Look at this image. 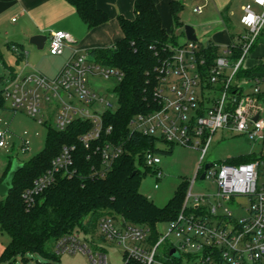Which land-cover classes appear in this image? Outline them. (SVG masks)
Returning a JSON list of instances; mask_svg holds the SVG:
<instances>
[{
	"label": "built area",
	"instance_id": "obj_1",
	"mask_svg": "<svg viewBox=\"0 0 264 264\" xmlns=\"http://www.w3.org/2000/svg\"><path fill=\"white\" fill-rule=\"evenodd\" d=\"M252 1L242 8L240 22L244 30L237 34L238 40L228 45L214 62L208 63L199 40L186 39L170 44L171 55L157 67L156 106L148 113L138 114L130 123L131 129L168 144L196 148L201 152L200 162L177 217L168 221L164 234L157 226L156 241L145 227L127 225L110 216L99 220L101 236L125 246L123 264H264V153L252 154L254 158L248 162L206 161L218 130L247 134L262 143L264 152V74L256 73L248 78L254 81V88L247 95L237 77L247 68V58L264 30V4ZM253 5L260 9L257 11ZM203 9L204 5H198L194 12L202 13ZM249 13L257 17L251 26L243 22ZM234 46L241 48L236 60L231 58ZM67 48L72 49V56L55 77L23 69L5 70L0 73V89L10 108H24L39 123L47 122L45 110L54 103L55 129L59 131L66 130L76 120L91 121L92 128L81 135L80 141L88 149L96 145L104 166L97 174L104 175L123 148L103 139L112 131L111 126H105L103 116L112 104L108 103L102 112L97 111V102L103 103L104 99L89 87L88 77L93 74L114 78L119 83L124 74L119 68L94 61L88 52H80L70 32H52L49 53L61 55ZM8 144L9 136L0 130V148H8ZM30 144L28 139L24 140L21 151H30ZM75 150V145H65L51 167L26 190L24 199L28 207L35 204L37 196L58 175L70 178L76 173ZM144 162L147 168H155L158 179L162 177V171L156 168L161 163L158 152L148 149ZM203 174L204 179L211 178L217 184L214 193H193L195 180ZM241 197L248 198V206L241 204ZM232 206L243 208L244 215L236 217ZM80 234L73 232L62 237L56 244V253L81 251L88 255L90 264H108L106 253L102 249L94 251L87 237L82 240Z\"/></svg>",
	"mask_w": 264,
	"mask_h": 264
},
{
	"label": "trees",
	"instance_id": "obj_2",
	"mask_svg": "<svg viewBox=\"0 0 264 264\" xmlns=\"http://www.w3.org/2000/svg\"><path fill=\"white\" fill-rule=\"evenodd\" d=\"M67 1L76 8L88 29L109 21V15L97 6L96 0ZM182 8L180 2H171L177 28L185 35L184 25L180 21ZM118 21L123 37L111 47L93 48L87 52L94 61L119 68L124 74L114 88L118 95V108L108 109L103 114L105 126L112 127L111 133L103 139L121 146L123 153L113 161L104 175L97 174L104 166L96 145L88 149L80 141L81 135L90 130L93 123L76 120L64 131L50 126L46 148L28 162L22 163L23 167L14 179L13 189L0 201V229L11 238L0 255V262L12 264L17 256L25 258L27 253H39L55 262L60 255L56 253L55 247L62 237L83 232L94 238L98 222L103 216H110L127 225L145 227L150 238L156 241L158 224L175 219L181 209L189 181L183 183L165 207L158 206L140 189L142 173L152 170L145 166L144 153L148 149L172 153L174 144L134 131L130 125L138 114L148 113L156 106L154 92L159 83L157 67L171 55L170 44L176 45L178 38L164 28L154 0H135L134 19L119 16ZM6 47L14 55L16 64L25 60L27 52L21 43H7ZM202 50L206 53L208 63L221 55L219 46L213 42L202 44ZM231 50V58L236 60L241 48L234 46ZM0 62L6 70H17L6 61L1 48ZM256 73H264V63L242 69L237 77L250 78ZM6 104L0 89V108L6 107ZM160 143L165 147L159 148ZM65 145L76 146V173L70 178L58 175L53 184L37 196L35 204L28 207L24 193L51 167L52 161ZM253 158L254 155L247 154L232 161L248 162ZM142 168H145V172Z\"/></svg>",
	"mask_w": 264,
	"mask_h": 264
},
{
	"label": "rangeland",
	"instance_id": "obj_3",
	"mask_svg": "<svg viewBox=\"0 0 264 264\" xmlns=\"http://www.w3.org/2000/svg\"><path fill=\"white\" fill-rule=\"evenodd\" d=\"M242 3L243 0H233L231 6L233 11V14H231L232 28L228 26L223 27L220 22L208 28L202 23L199 24L200 15L189 9L188 15L185 14L184 17H187L190 21H194L196 25L199 24V26H197L198 28H196V33L199 42L202 44L207 43L214 31L220 30L221 35L218 36L215 42L219 44H217L219 46V53L222 54L226 48L223 43L226 41V38L229 37V40L236 41L238 40L237 34L244 30L240 22ZM256 10L258 11V8H256ZM188 20L185 25L188 24ZM188 25L194 26L192 22ZM172 31L177 36L179 42L185 41L184 34H182L180 29L175 28ZM20 43L27 52L25 60L20 64H16L11 51L0 43V48L9 64L14 65L17 70L24 68L27 62L28 67L32 69L36 67L40 68V65H44L47 68L45 71L46 74L54 76L57 73L58 66L55 64L54 55L49 53L48 46L39 49L36 45L29 43V41ZM66 51L70 53L69 49H66L65 52ZM80 52H87V50H80ZM252 54L253 52L249 54L246 63L252 61ZM262 61L264 62V57ZM5 70L6 69L0 62V73L3 74ZM88 78L89 87L95 91L100 98L104 99L103 103L97 102L95 106L97 111L102 112V110L106 109L108 103L112 104V110H116L119 106L118 95L114 90L117 81L114 78L106 79L102 76L93 74H90ZM238 80L243 86V93L245 95L253 92L254 81L244 77ZM1 86L2 84L0 83V87ZM262 88L264 89V83L262 84ZM50 105L51 106L47 107L45 110V114L48 115L46 123H39V121L28 114L24 108L16 110L10 108L8 105L4 108H0V130L4 131L9 136L8 148H0V181L4 179L11 161L17 160L21 164L26 163L33 156L41 153L46 148L50 126L55 128L56 106L54 103ZM26 139L30 141L32 148L28 152H22L21 146ZM159 145L162 148L165 147V145ZM254 153L258 156L264 153L262 150V143L259 140L250 138L247 134H237L232 131L218 130L214 135L213 142L206 156V161L227 162L239 156ZM159 155L161 157V163L158 164L156 168L162 171V177L160 179L157 178L155 168H152V170H149L147 173H142L140 189L144 195L153 200L158 206L165 207L175 197L185 181H190L191 183L194 180L200 162L201 152L190 146L175 144L172 153L160 152ZM142 170L145 172V168H142ZM156 184L158 188L155 187ZM192 190L193 193H214L217 190V184L211 178L200 179V177H198L193 184ZM2 199L3 197L0 196V201ZM240 200L242 205H249L247 197H241ZM231 210H233L236 217H241L245 213L243 208L237 209L234 206H232ZM158 229L161 233H166L168 222L160 223ZM80 235L82 240L88 237L86 240H88L89 246L94 251L102 249L106 253L108 264L124 263V256L126 254L124 245L102 238L98 229L95 230V235L92 239L90 238L93 236L90 237V235H85L83 232H81ZM10 239V236L0 229V253H2V249L6 247ZM58 256L59 259L57 261L51 262L39 253H27L25 258L21 255L17 256L13 259L12 264H90L88 255L81 251L76 253L63 252ZM0 264L10 263L4 261L0 262Z\"/></svg>",
	"mask_w": 264,
	"mask_h": 264
},
{
	"label": "crops",
	"instance_id": "obj_4",
	"mask_svg": "<svg viewBox=\"0 0 264 264\" xmlns=\"http://www.w3.org/2000/svg\"><path fill=\"white\" fill-rule=\"evenodd\" d=\"M172 1L174 0H154L160 11L162 24L171 35L174 34L172 30L177 28L174 15L171 10ZM176 1L180 2L183 7L180 12V21L184 26L188 20L187 17H184L185 14L188 15V9L194 12L195 6L204 5L202 13L194 12L200 15V20L198 21L199 24L202 23L204 26L210 28L214 26L215 23L220 22L223 27L228 26L232 28L231 14H233V11L231 6L233 4V0ZM252 3V0H243L241 8H243L246 4ZM96 4L109 15V21L92 29H88L76 8L67 0H0V43L6 47L7 43L29 41L31 36L42 34L47 36L44 45L45 47L49 46V37L52 32L63 30L70 32L73 35L76 40V47L79 51L93 48L111 47L123 37L118 17L123 16L127 19H134L135 0H96ZM253 7L254 9H260L256 5H253ZM241 11L243 13V9H241ZM191 22L194 24L195 27H193L196 31L199 24L197 23L198 25H196L194 21L188 20V24ZM220 35V30L214 31L212 33V37L207 41V43L213 42L217 45L218 43L215 42V40L217 41L218 36ZM184 37L186 41V35H184ZM233 42V40L231 41L229 40V37H227L226 41L223 43L225 44V47H227ZM67 49H69L70 53H67L66 51L61 55H54L55 64L58 66V71L54 76L46 74L45 71L47 68L44 65H40V68L36 67L34 70L28 67L27 62L22 69L25 72L37 71L49 77H55L60 72L66 61L72 56V49ZM263 57L264 36L259 39L257 47L254 49L252 54V61L247 62L246 67L250 68L260 63H264L262 61ZM4 249L5 247L2 250L4 251ZM1 254L2 253H0V255Z\"/></svg>",
	"mask_w": 264,
	"mask_h": 264
},
{
	"label": "water",
	"instance_id": "obj_5",
	"mask_svg": "<svg viewBox=\"0 0 264 264\" xmlns=\"http://www.w3.org/2000/svg\"><path fill=\"white\" fill-rule=\"evenodd\" d=\"M185 35L188 40L198 41V36L195 31V28L192 25L184 26ZM47 36L42 34L33 35L29 38V43L36 45L39 49H42L45 45ZM210 164H208L209 166ZM207 166V167H208ZM23 167V164L19 163L17 160L13 161L12 166L10 167L5 178L0 181V196L5 198L9 195L14 186V179L18 171ZM205 178V174L201 176V179ZM172 253H175V250H172Z\"/></svg>",
	"mask_w": 264,
	"mask_h": 264
},
{
	"label": "clouds",
	"instance_id": "obj_6",
	"mask_svg": "<svg viewBox=\"0 0 264 264\" xmlns=\"http://www.w3.org/2000/svg\"><path fill=\"white\" fill-rule=\"evenodd\" d=\"M260 3L264 4V0H259ZM257 20V17L253 15L252 13H249L246 17H244L243 22L251 26L255 23Z\"/></svg>",
	"mask_w": 264,
	"mask_h": 264
}]
</instances>
